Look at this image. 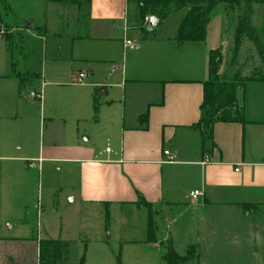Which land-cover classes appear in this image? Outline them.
<instances>
[{
	"label": "crops",
	"instance_id": "crops-1",
	"mask_svg": "<svg viewBox=\"0 0 264 264\" xmlns=\"http://www.w3.org/2000/svg\"><path fill=\"white\" fill-rule=\"evenodd\" d=\"M128 6L138 10L137 0H89L83 21H79L77 8L70 9L72 23L66 25L70 30L65 33L71 40H116L123 50L130 49L123 46L129 32ZM183 15L184 11L181 18ZM29 23L11 26L17 36L20 34L22 45L36 27ZM221 24L216 21L213 25L209 20L204 40L180 45L175 34L153 36L151 40L161 52L138 67L148 78H127L123 68L118 84L125 92L128 85L140 82L143 88H151V94L141 99L133 113L122 111L121 121L115 115L105 130V139L112 146L101 151L90 136L81 134L80 139L72 134L64 116L51 114L72 113L78 122L80 113H88L83 110L85 102L73 103L64 112L47 108L43 89L56 82L45 78L59 73L44 67L39 74L30 66H18L5 38L0 47V251L9 245H30L37 264L39 240H69L61 236L60 226L51 231L43 220L35 179L46 166L54 165L63 173L73 194L71 201L76 199L80 207L137 209L139 196L163 206L174 243L181 248L191 243L199 248L218 245L228 231L219 220L227 217V206L252 202L259 210L264 205V111L245 113L244 99L240 98L244 122H216L211 140L204 142L194 126L201 114L203 82L208 79V54L217 45L210 40L211 35L220 36ZM79 72L86 76L78 83L74 79ZM79 72L72 75V81L94 92V83H84L90 72ZM26 83L40 91L42 98L30 99L24 91ZM94 99L99 105V96L94 94ZM145 111L147 124L142 127L138 117ZM55 125L62 126L59 133ZM165 150L174 155L172 160ZM195 189L203 195L191 199L189 193ZM176 209L180 211L175 213ZM2 257V264H6V257Z\"/></svg>",
	"mask_w": 264,
	"mask_h": 264
},
{
	"label": "rangeland",
	"instance_id": "rangeland-1",
	"mask_svg": "<svg viewBox=\"0 0 264 264\" xmlns=\"http://www.w3.org/2000/svg\"><path fill=\"white\" fill-rule=\"evenodd\" d=\"M8 3L7 9L0 3V29L3 31L0 34V47L5 44V38L9 37L13 61L18 66H30L39 74L44 67L47 70H57L58 75L53 77L52 74L45 78L47 82H56L48 83L43 89L47 108L64 112L73 103L85 102L83 110L88 113H80L81 119L78 122L70 116L72 113L51 114L64 116L68 130L74 135L78 134L80 139L81 134L95 139L94 146L98 151L112 146L105 139V130L115 115L121 121L122 111L126 110V115L133 113L141 99L151 94V88H143L140 82L128 85L124 92L123 87L118 86L123 68L127 72V78H148L138 67L161 52L155 44L157 42L151 39L153 36L176 34L182 12H185L181 9L170 14L146 38H142L139 30L147 27V22L142 21L139 10L128 6L127 38L133 46L123 50L116 40L92 37L71 40L66 35L65 32L70 30V26L67 29L66 25L72 23L70 9L77 8L79 21L85 20L87 0H64L54 4L45 0H8ZM235 16L234 11L230 17H226L221 3L211 12L210 20H213V25L216 21H222L220 36L213 39L211 35L210 39L212 42L215 40V49L218 50L212 58L215 70L212 79L220 83H230L233 79L238 84L244 83L239 98L244 99L245 113H261L264 111V81H261L264 79V67L252 43L247 39L242 40L239 50L233 54ZM31 21L36 26L33 35L25 39L22 45L20 34L17 36L11 26ZM252 23L264 49V4L253 5ZM52 32L60 35H52ZM136 45L139 46L137 49ZM115 67L118 68L113 71ZM79 71L90 72L84 83H94V92L72 81V75ZM22 78L27 79V75ZM24 88L25 94L32 91L27 83ZM99 89L106 94L101 95ZM94 94L100 98L97 108L94 107ZM55 126L54 130L59 133L62 126ZM44 132L46 133V129ZM62 174L54 165L44 167L40 176L35 179V192L40 196L43 220L48 227L52 231L58 230L60 226L61 236L72 242L68 255L69 264H76L81 256L83 264H166L163 255L170 242L179 254L188 252L185 264H264V205L258 210L256 203L247 202V210H244L242 206L228 204L227 217L219 219L228 227L226 235L218 245L200 247L197 262L191 248L196 244L191 243L181 248L179 243H174L163 206L147 205L137 200V209L133 206L109 209L104 206L80 207L76 199L71 201L73 194ZM178 211L180 209H176L175 213ZM148 213L156 237V242L153 243L146 241ZM2 256L6 257V264H12V259L14 264H35V251L30 245L5 246L0 251V264Z\"/></svg>",
	"mask_w": 264,
	"mask_h": 264
},
{
	"label": "trees",
	"instance_id": "trees-1",
	"mask_svg": "<svg viewBox=\"0 0 264 264\" xmlns=\"http://www.w3.org/2000/svg\"><path fill=\"white\" fill-rule=\"evenodd\" d=\"M62 2L64 0H52ZM139 15L142 21L145 17H156L158 24L167 18L170 14L184 9L179 25L174 36L175 42L180 45L187 41L204 40L206 35V26L210 20L212 10L217 4H222L226 17H230L232 12H236V23L233 30L234 44L233 54L239 50L243 39L252 43L253 48L264 67V49L259 38L256 27L252 23L253 5L264 4V0H137ZM5 9L9 7L8 0H0ZM89 0H87V4ZM229 15V16H228ZM141 36L146 38L151 31L147 27H141ZM153 30V29H152ZM9 47V37L6 38ZM218 50H210L208 54V79L203 82V99L200 104V118L194 125L201 133L202 142L211 140L212 128L216 122H244L242 106L239 102V92L244 89V83H236L233 79L230 83H220L213 81L212 76L215 70L212 66V58ZM261 81H264L262 79ZM94 107H98V102L94 99ZM148 113L145 111L138 117L142 127H146ZM138 200L146 202L141 196ZM246 204L242 205L244 210ZM152 219L150 214L147 215L146 241L156 242L153 233ZM72 242L60 238H45L38 242V263L37 264H69L68 255ZM193 248L195 252L194 259L199 260V246L196 244ZM186 254H179L172 242L167 247L163 260L166 264H185L187 261ZM76 264H83V256L80 257Z\"/></svg>",
	"mask_w": 264,
	"mask_h": 264
},
{
	"label": "built area",
	"instance_id": "built-area-1",
	"mask_svg": "<svg viewBox=\"0 0 264 264\" xmlns=\"http://www.w3.org/2000/svg\"><path fill=\"white\" fill-rule=\"evenodd\" d=\"M144 21H148V17H145L144 18ZM3 31L0 29V34L2 33ZM123 46L124 47H132L133 46V43L130 41V40H128V39H124L123 40ZM86 76V74L84 73V72H79L78 74H77V76L75 77V82H82V80H83V78ZM29 97L30 98H34V99H41L42 98V94H41V92L40 91H36V90H32V91H30L29 92ZM163 153L165 154V155H168L169 156V161L170 160H172L173 159V157H174V155H172V154H170V152L169 151H167V150H165V151H163ZM235 170H237V169H235ZM203 195V192L201 191V190H199V189H195V190H192V191H190V193H189V197L191 198V199H196L197 197H199V196H202Z\"/></svg>",
	"mask_w": 264,
	"mask_h": 264
},
{
	"label": "water",
	"instance_id": "water-1",
	"mask_svg": "<svg viewBox=\"0 0 264 264\" xmlns=\"http://www.w3.org/2000/svg\"><path fill=\"white\" fill-rule=\"evenodd\" d=\"M158 24V19L156 17L150 16L148 17V21H147V28L149 30L154 29ZM28 25L30 26V23H28Z\"/></svg>",
	"mask_w": 264,
	"mask_h": 264
}]
</instances>
